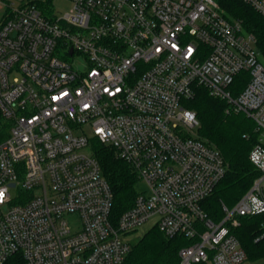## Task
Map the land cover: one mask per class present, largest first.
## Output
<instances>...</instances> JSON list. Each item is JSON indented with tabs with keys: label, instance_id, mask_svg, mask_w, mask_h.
Listing matches in <instances>:
<instances>
[{
	"label": "built area",
	"instance_id": "obj_1",
	"mask_svg": "<svg viewBox=\"0 0 264 264\" xmlns=\"http://www.w3.org/2000/svg\"><path fill=\"white\" fill-rule=\"evenodd\" d=\"M0 0V264H121L150 219L195 240L178 264H250L231 229L264 217V59L220 0ZM264 20V0H240ZM263 61H262V60ZM248 73L237 95L228 89ZM243 113L259 133L260 173L213 223L201 202L225 175L184 106L195 88ZM115 150L144 186L116 224L90 151ZM77 215L71 230L66 215ZM263 232L259 239L264 237Z\"/></svg>",
	"mask_w": 264,
	"mask_h": 264
},
{
	"label": "trees",
	"instance_id": "obj_2",
	"mask_svg": "<svg viewBox=\"0 0 264 264\" xmlns=\"http://www.w3.org/2000/svg\"><path fill=\"white\" fill-rule=\"evenodd\" d=\"M220 9L228 19L241 23L246 34L252 35L264 59V20L240 0H220ZM248 81V73L235 77L228 88L237 95ZM198 120L197 138L215 148L222 156L226 171L212 194L201 202V208L213 223L223 218L221 204L233 207L249 190L260 173L249 161L251 149L258 143L255 123L243 113L227 112V104L209 95L202 87L195 88L194 97L184 103ZM7 125L0 119V140L7 136ZM90 151L98 162L101 173L113 195L111 220L129 210L138 194V177L132 167L119 158L115 150L95 138L89 141ZM264 217H242L231 233L239 240L250 264H264ZM195 240L183 236L165 237L156 225L147 229L131 246L121 264H178V251Z\"/></svg>",
	"mask_w": 264,
	"mask_h": 264
},
{
	"label": "rangeland",
	"instance_id": "obj_3",
	"mask_svg": "<svg viewBox=\"0 0 264 264\" xmlns=\"http://www.w3.org/2000/svg\"><path fill=\"white\" fill-rule=\"evenodd\" d=\"M52 3H53L52 6L54 9V13L56 15H62L64 13L68 12L71 8V3L68 0H53ZM137 188H138V191L144 190V186L142 183H139ZM65 219H66V222H67V224L71 230H74L79 224L77 215H74V214L73 215H66ZM155 220H156V218L150 219L146 224L140 226L135 232L131 233L129 235V242L131 244H133L138 238H140L142 236V234L147 229L152 227Z\"/></svg>",
	"mask_w": 264,
	"mask_h": 264
},
{
	"label": "snow or ice",
	"instance_id": "obj_4",
	"mask_svg": "<svg viewBox=\"0 0 264 264\" xmlns=\"http://www.w3.org/2000/svg\"><path fill=\"white\" fill-rule=\"evenodd\" d=\"M0 196H2V193H0Z\"/></svg>",
	"mask_w": 264,
	"mask_h": 264
}]
</instances>
